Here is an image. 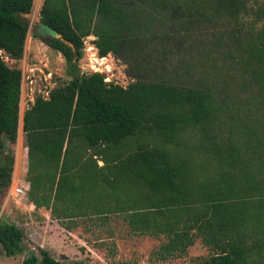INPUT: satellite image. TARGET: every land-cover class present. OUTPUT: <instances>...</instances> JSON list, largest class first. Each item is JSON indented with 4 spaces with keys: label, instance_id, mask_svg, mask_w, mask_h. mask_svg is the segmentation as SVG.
<instances>
[{
    "label": "trees",
    "instance_id": "16d2710c",
    "mask_svg": "<svg viewBox=\"0 0 264 264\" xmlns=\"http://www.w3.org/2000/svg\"><path fill=\"white\" fill-rule=\"evenodd\" d=\"M31 6L32 0H0V195L8 188L14 160L6 143L15 142L20 118L26 197L34 208L52 213L63 201L67 211L75 193L86 191L98 199L92 208L99 213L101 199L122 194L131 199L126 220L132 232L166 237L160 259L185 252L197 237L209 252L202 264H264L260 117L242 123V140L222 146L211 138L219 112L209 91L137 79L122 88L104 84L100 74L79 73L82 37H95L99 55H116L122 41L144 24L121 0L41 1L38 20L62 38L45 45L62 56L68 80L58 81L47 99L36 96L19 117L20 71L7 66L1 52L12 61L22 57L24 15ZM238 48L249 96L264 106V39L249 37ZM192 129L207 141L204 149L220 169L213 182L197 181L190 161L167 146H179L182 134ZM22 236L0 217L4 255L23 252ZM21 264L77 263H62L39 249Z\"/></svg>",
    "mask_w": 264,
    "mask_h": 264
},
{
    "label": "rangeland",
    "instance_id": "374dc122",
    "mask_svg": "<svg viewBox=\"0 0 264 264\" xmlns=\"http://www.w3.org/2000/svg\"><path fill=\"white\" fill-rule=\"evenodd\" d=\"M41 1L36 7L32 0L29 13L24 15L31 37L37 40L33 29ZM121 1L144 24L122 41L116 55L112 54L117 68L114 73L123 75L128 83L163 80L180 88L209 91L219 112L211 138L222 146L242 140V123H250L251 118L260 117V125L264 124V106L250 98L251 85L237 62L243 40L256 36L264 39V0ZM38 52H50L48 67L57 71L59 82L68 80L57 51L40 46ZM1 56L9 67H17L21 59L9 60L4 52ZM26 58L31 59L29 52ZM206 142L197 129H192L182 134L179 146H167L190 161L197 181L213 182L220 169L206 153ZM6 145L24 167L27 158L20 118L15 142ZM117 195V200L101 199L103 205L97 213L92 207L98 199L78 191L72 203L67 202V211L59 201L50 213L30 206L27 197L9 198L6 189L0 195V217L21 229L24 249L13 256L0 251V264H21L28 252L38 255L39 249L62 263L77 264H202L207 258L208 249L194 237L185 252L160 259V246L166 237L132 232L126 220V205L131 199ZM105 206L109 210L102 213Z\"/></svg>",
    "mask_w": 264,
    "mask_h": 264
},
{
    "label": "built area",
    "instance_id": "2783aa9c",
    "mask_svg": "<svg viewBox=\"0 0 264 264\" xmlns=\"http://www.w3.org/2000/svg\"><path fill=\"white\" fill-rule=\"evenodd\" d=\"M29 35V29L27 28L24 44L27 43ZM94 41L95 37L92 34L81 38V54L76 62L79 73H97L102 76L104 84H113L125 88L128 84L126 78L121 74L114 73L117 70L115 58L110 52L105 55H99ZM37 42L41 45L36 46V44L31 45V43H28V46H33L34 48L31 59L28 60L26 55H22L16 67L20 71L19 117L33 103L36 96L47 99L49 91L58 86V78H60L57 71L48 67L49 59L46 54L40 55L39 52L36 53L39 51L40 46L44 48L46 46L39 39ZM27 191L28 182L18 175L12 174L7 188L8 197L11 199H24ZM29 205L32 206L31 203Z\"/></svg>",
    "mask_w": 264,
    "mask_h": 264
},
{
    "label": "crops",
    "instance_id": "0c3cea01",
    "mask_svg": "<svg viewBox=\"0 0 264 264\" xmlns=\"http://www.w3.org/2000/svg\"><path fill=\"white\" fill-rule=\"evenodd\" d=\"M41 1V0H40ZM37 39L31 37V35H29V39L27 41L26 44H23V51H22V55H26V52H29L30 54H32L33 52V46H28V43H31L32 44H36L37 45ZM46 50L48 49L49 50V47L45 46ZM29 50V51H28ZM47 58L50 59V52L48 53H45ZM22 163L20 161L19 163V160H17V157H14V160H13V166H12V174L14 175H18L19 177L23 178L25 180V175H26V166H27V160H26V165L24 167H21L22 166ZM11 174V175H12ZM39 212V211H38Z\"/></svg>",
    "mask_w": 264,
    "mask_h": 264
},
{
    "label": "water",
    "instance_id": "95a60500",
    "mask_svg": "<svg viewBox=\"0 0 264 264\" xmlns=\"http://www.w3.org/2000/svg\"><path fill=\"white\" fill-rule=\"evenodd\" d=\"M33 33L43 43L56 39L62 40L61 36L56 30L39 20L34 24Z\"/></svg>",
    "mask_w": 264,
    "mask_h": 264
},
{
    "label": "bare ground",
    "instance_id": "6f19581e",
    "mask_svg": "<svg viewBox=\"0 0 264 264\" xmlns=\"http://www.w3.org/2000/svg\"><path fill=\"white\" fill-rule=\"evenodd\" d=\"M34 5H36V7L38 6V4L40 3V0H33Z\"/></svg>",
    "mask_w": 264,
    "mask_h": 264
}]
</instances>
